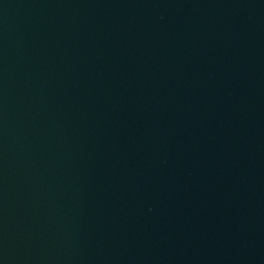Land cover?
Segmentation results:
<instances>
[{
	"label": "water",
	"instance_id": "obj_1",
	"mask_svg": "<svg viewBox=\"0 0 264 264\" xmlns=\"http://www.w3.org/2000/svg\"><path fill=\"white\" fill-rule=\"evenodd\" d=\"M0 264H264V0H0Z\"/></svg>",
	"mask_w": 264,
	"mask_h": 264
}]
</instances>
